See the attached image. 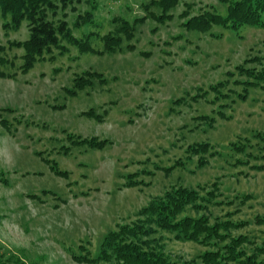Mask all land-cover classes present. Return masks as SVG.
Masks as SVG:
<instances>
[{
	"label": "rangeland",
	"instance_id": "1",
	"mask_svg": "<svg viewBox=\"0 0 264 264\" xmlns=\"http://www.w3.org/2000/svg\"><path fill=\"white\" fill-rule=\"evenodd\" d=\"M97 1L96 20L102 27L95 32L103 36L113 29L114 17L145 16L140 5L149 0ZM185 3L193 4V15L211 7L225 13L222 0H185L171 12L173 20L162 25L149 19L140 26L134 52L99 57L71 48L67 56L38 63L28 73L21 70L24 51L9 47L28 38L26 23L20 31L6 33L0 22V46L6 48L1 56L13 64L1 67L12 78L0 77V180L7 181H0V253L5 257L17 255L25 264H86L74 257L89 253L96 258L104 237L117 224L135 220L153 198L172 187L215 182L233 204L214 208V216L232 214L235 222L249 223L236 234L264 240V226L255 222L257 216L264 217V172L250 168L261 162L235 167L239 157L229 146L239 138L252 139L255 145L253 136L264 133V91L252 89L247 101L231 105L225 111L228 120L213 114L221 110L219 105H174L187 94L196 96L200 88L209 90L246 60L264 54V28L247 27L238 33L216 28L219 39L190 34L179 18ZM73 17L70 13L69 21ZM91 30L84 27L74 34L81 38ZM88 70L103 74L108 83L89 95L69 96L66 89L72 88L75 75ZM91 109L107 111L102 123L82 116ZM212 114L218 119L216 129L189 131L198 125L194 118ZM65 132L110 143L101 151L72 148L66 156L59 150L70 147ZM203 142L217 147L222 157L198 169L197 157L187 160V148ZM38 153L69 177L54 175ZM248 153L261 156L256 148ZM178 161L185 163L183 169L174 168ZM155 166L174 169L166 174ZM135 174L147 185L123 188L126 177ZM245 196L251 199L241 205ZM204 250L167 236L166 252L174 260H192Z\"/></svg>",
	"mask_w": 264,
	"mask_h": 264
},
{
	"label": "trees",
	"instance_id": "2",
	"mask_svg": "<svg viewBox=\"0 0 264 264\" xmlns=\"http://www.w3.org/2000/svg\"><path fill=\"white\" fill-rule=\"evenodd\" d=\"M184 1L144 2L140 7L146 12L145 16H136L133 20L121 16L114 17L110 22L113 29L103 36L95 32L102 27L96 20V12L99 9L97 0H0V22L6 33L18 32L26 23L28 38L23 42H10L9 47L24 51L21 57L23 60L21 70L28 73L38 63L67 56L71 48H76L80 55L90 54L99 57L134 52L136 50L134 42L138 41L140 26L149 19L162 25L168 20H173L175 17L171 12ZM222 3L225 6L224 14L211 7L200 9L196 15H193V4L185 3V10L179 16L183 21L181 27L187 33L208 35L214 39L221 38L213 32L216 28L234 33L247 27L264 28V0H222ZM83 6L86 9H80ZM70 13L74 14L72 22L69 21ZM84 27H90L92 30L84 33L81 38L76 37L74 32ZM94 42L101 45L97 44L95 47ZM5 52L6 48L0 46V77L12 78V75L1 70V67L8 64L13 65L1 56ZM75 76L72 88L66 89V93L71 97H77L80 93L89 95L96 88L108 83L103 74L94 70L84 71ZM231 85L241 89L230 88ZM252 89L264 91V54L246 60L237 66L234 72H228L224 81L211 85L209 90L200 88L196 96L187 94L186 97L175 101L174 105L191 106V103L200 102L211 106L219 105L221 110H213V114L219 119L228 120L225 111L237 101H247ZM213 114L194 118L198 125L189 131L194 132L201 128L216 129L218 119ZM106 115L107 111L99 114L96 109L82 113L83 117L94 119L98 123H102ZM1 123L6 130L9 129L8 123L4 121ZM65 133L70 147L62 146L59 150L66 156L70 154L72 148L83 147L101 151L110 143L96 137L84 138ZM253 139L257 141L255 145L249 138H239L237 142L229 145L231 151L239 157L236 158L234 166H250L252 160H259L261 163H256L250 168L256 172H264V133H256ZM254 148L261 154L260 157L248 153ZM187 154L189 161L194 157L198 158V169L208 167L212 159L222 157L217 147L208 142L188 146ZM38 156L54 175L65 179L69 177L67 172L59 169L56 162L43 158V153H38ZM155 167L170 174L176 167L183 169L185 163L178 161L175 167L170 169ZM142 173L153 175L148 171ZM126 179L123 188L147 185L143 180H138V174L129 175ZM0 181L7 184L4 179ZM222 198L220 182L198 188L172 187L163 195L153 198L135 215V220L117 224L116 229L104 237L96 258H92L88 253L74 259L86 264H264V240L259 243L246 234H236V231L246 228L248 222L237 223L232 219V214L224 217L214 216L212 211L214 208L233 204ZM249 199L250 196L243 197L241 205ZM255 222L259 226H264V217L257 216ZM167 236L181 243L197 244L205 250L192 260L184 258L174 260L166 252ZM2 250L0 246V251ZM82 250L85 251V248ZM5 255V252L0 253V264H25L17 255L8 258Z\"/></svg>",
	"mask_w": 264,
	"mask_h": 264
}]
</instances>
